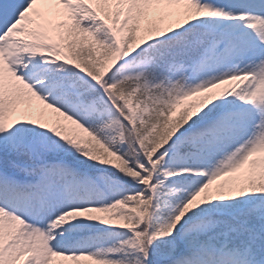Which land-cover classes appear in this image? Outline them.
I'll use <instances>...</instances> for the list:
<instances>
[{"label":"snow or ice","instance_id":"snow-or-ice-1","mask_svg":"<svg viewBox=\"0 0 264 264\" xmlns=\"http://www.w3.org/2000/svg\"><path fill=\"white\" fill-rule=\"evenodd\" d=\"M0 264H264V0H0Z\"/></svg>","mask_w":264,"mask_h":264}]
</instances>
